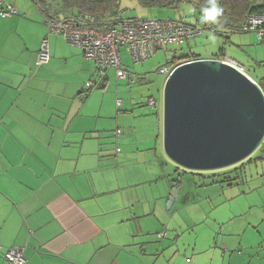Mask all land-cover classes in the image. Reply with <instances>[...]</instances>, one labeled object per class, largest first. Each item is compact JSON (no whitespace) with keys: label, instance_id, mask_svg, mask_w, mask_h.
Returning <instances> with one entry per match:
<instances>
[{"label":"crops","instance_id":"crops-1","mask_svg":"<svg viewBox=\"0 0 264 264\" xmlns=\"http://www.w3.org/2000/svg\"><path fill=\"white\" fill-rule=\"evenodd\" d=\"M7 1L18 13L0 16L4 250L22 248L26 264H264V209L230 204L231 217L220 219L228 223L225 234L205 245L156 230L157 175L132 156L138 146L132 151L126 143L117 153L109 136L107 121L115 110L124 112L123 102L118 106L106 91L84 93L95 63L49 32L34 0ZM45 38L50 61L37 66ZM108 79L107 73V85ZM154 127L161 134V119ZM151 138L136 144L149 143L147 152L155 153L158 140ZM0 264H7L2 253Z\"/></svg>","mask_w":264,"mask_h":264},{"label":"rangeland","instance_id":"rangeland-1","mask_svg":"<svg viewBox=\"0 0 264 264\" xmlns=\"http://www.w3.org/2000/svg\"><path fill=\"white\" fill-rule=\"evenodd\" d=\"M45 2L43 4L51 11L64 15L63 0ZM120 10L124 11L126 17L182 18L188 24H198L201 27L218 23L205 21L203 9H198L194 4L187 2L169 8L145 6L138 0H120ZM220 51L247 67L252 77L262 79L264 82V42L260 41L256 32L220 30L219 33H214L206 29L203 35L183 43L158 46L155 54L142 63H134L123 47L122 61L136 75V83L131 85L126 80L117 79L115 69L111 68L107 72L108 85L102 89H95L100 92L106 91L115 101L121 99L123 102L120 108L124 112L118 113L115 110L114 115L107 121L109 136L115 149L117 144L124 149L128 143L132 145V151L138 146L141 152H134V155H131L135 156L136 161L149 166L152 177L156 178L157 175V181L153 184L157 189L161 207L157 217L158 225L162 224L156 230L168 231V238H183L185 244L189 238H201V245H205L204 239L223 236L228 223L225 224V220L220 219L231 217V212L227 209L230 204L241 205L249 212L264 209V147L260 146L248 158L237 164L208 171H191L178 166L166 155L163 148V88L167 75L161 74L160 69L171 66L169 60L174 55H197L211 59ZM150 96L157 102L154 109L145 103V99ZM109 108L111 109V106ZM159 119L162 122L161 134H157L154 127ZM117 129L122 131L120 138L116 137ZM143 137H153L151 138L153 142L158 140L155 153L147 152V149L152 147L149 143L141 141L136 144V141ZM127 147L125 149H128ZM177 181H181V190L176 201L168 208V200ZM229 223L234 221L230 220ZM151 234L153 237L156 236L154 233Z\"/></svg>","mask_w":264,"mask_h":264},{"label":"water","instance_id":"water-1","mask_svg":"<svg viewBox=\"0 0 264 264\" xmlns=\"http://www.w3.org/2000/svg\"><path fill=\"white\" fill-rule=\"evenodd\" d=\"M264 141V91L227 61L179 64L163 88V148L178 166L217 170L248 158ZM181 188H174L168 208Z\"/></svg>","mask_w":264,"mask_h":264},{"label":"built area","instance_id":"built-area-1","mask_svg":"<svg viewBox=\"0 0 264 264\" xmlns=\"http://www.w3.org/2000/svg\"><path fill=\"white\" fill-rule=\"evenodd\" d=\"M264 4V0H257ZM209 6H204L202 9ZM18 13V9L7 0H0V16L11 17ZM46 25L51 34L61 35L71 46L79 48L84 57L95 63L96 70L93 76L86 81L84 93L88 94L95 89L106 87V77L109 69H115L117 79L126 80L131 85L136 83V75L123 63L121 49L124 47L134 63H142L149 59L158 50V46H172L183 43L204 34L205 30L220 31L216 25L188 24L180 19H144L125 16L124 11H105L99 13L76 12L61 15L60 18H47ZM234 32H256L260 41L264 42V13L250 15L244 23L232 29ZM241 72L245 67L231 58H220ZM50 61V47L45 38L39 47L36 57L37 66H43ZM178 66V65H177ZM176 66H165L160 69L161 74L167 77ZM147 106L156 108V100L150 96L145 99ZM122 105V100H117ZM122 131L117 129L116 137L120 138ZM264 147V141L260 145ZM259 146V147H260ZM121 151L120 147L116 152ZM160 238L166 232L158 234ZM0 253L7 264H26L27 259L22 248L13 247L4 250L0 244Z\"/></svg>","mask_w":264,"mask_h":264},{"label":"trees","instance_id":"trees-1","mask_svg":"<svg viewBox=\"0 0 264 264\" xmlns=\"http://www.w3.org/2000/svg\"><path fill=\"white\" fill-rule=\"evenodd\" d=\"M39 8L46 14L47 18H60L61 13H55L51 11L46 5L45 0H34ZM142 5L145 6H158V7H177L180 3L187 2L195 5L196 8L202 9L204 6H209L207 0H138ZM44 3V4H43ZM220 7L223 8V14L218 17L216 27L226 32H234L232 29L240 26L244 21L253 14L264 13V4L258 3L257 0H217ZM64 15L67 13L76 12H89L99 13L105 11L120 10V0H63L62 2ZM220 31L216 32L219 33ZM197 55H174L169 63L171 66H177L181 63L200 59ZM216 59L228 58L227 55L220 51L215 55ZM248 73V68L245 67ZM249 74V73H248ZM250 75V74H249ZM251 76V75H250ZM252 77V76H251ZM254 78V77H252ZM255 79V78H254ZM264 91V82L262 79H255ZM107 82V77H106ZM194 173V172H193ZM228 180V178H227ZM226 180V181H227ZM231 180V179H229ZM181 181H177L173 188H180Z\"/></svg>","mask_w":264,"mask_h":264},{"label":"clouds","instance_id":"clouds-1","mask_svg":"<svg viewBox=\"0 0 264 264\" xmlns=\"http://www.w3.org/2000/svg\"><path fill=\"white\" fill-rule=\"evenodd\" d=\"M209 7L204 9V20L215 23L223 14V8L217 3V0H207Z\"/></svg>","mask_w":264,"mask_h":264}]
</instances>
